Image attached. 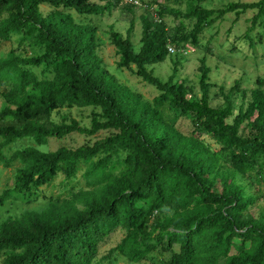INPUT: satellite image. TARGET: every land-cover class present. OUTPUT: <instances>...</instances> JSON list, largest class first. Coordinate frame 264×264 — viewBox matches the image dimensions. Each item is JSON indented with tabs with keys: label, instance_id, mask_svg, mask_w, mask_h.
Listing matches in <instances>:
<instances>
[{
	"label": "trees",
	"instance_id": "trees-1",
	"mask_svg": "<svg viewBox=\"0 0 264 264\" xmlns=\"http://www.w3.org/2000/svg\"><path fill=\"white\" fill-rule=\"evenodd\" d=\"M135 1L140 6L127 0H0V43L16 36L19 47L38 51L18 56L11 49L0 58L4 103L0 149L23 139L41 146L70 133H108L76 149L43 152L27 147L5 160V167L20 164L5 199L12 194L31 195L59 174L71 180L82 164L87 189L60 205L51 204L43 215H23L2 224L3 264H92L101 246L118 231L124 236L104 258L118 252L140 262L157 250L168 252L178 246L167 264H264V216L247 214L256 199L227 180L217 191L211 180L222 158L264 183V79H257L249 91L241 89L238 81L227 92L220 88L222 105L212 106L210 89L215 85L209 81L204 58L197 98L189 96L184 82L155 77L149 66L164 62L171 55L169 43L179 41L160 24L149 2ZM119 2L130 10H144L137 52L131 41L133 22L125 36L112 27L108 32L119 55L118 67L133 66L134 74L158 92L151 103L141 101L108 73L96 55L94 28L75 22L67 12L102 16ZM44 5L52 9L45 15ZM248 9L255 11L250 23L264 19V0L228 4L220 10L190 6L185 14L175 12L194 20L192 30L179 40L195 45L212 17ZM236 94L242 104L234 114ZM73 107L99 108L90 130L75 121L51 126L43 121L57 109ZM166 108L190 120V135L164 117ZM203 135L219 147L218 152H211L201 140ZM120 151L124 158L112 163ZM100 154L105 156L95 160Z\"/></svg>",
	"mask_w": 264,
	"mask_h": 264
},
{
	"label": "rangeland",
	"instance_id": "rangeland-1",
	"mask_svg": "<svg viewBox=\"0 0 264 264\" xmlns=\"http://www.w3.org/2000/svg\"><path fill=\"white\" fill-rule=\"evenodd\" d=\"M149 2L153 14L157 13L160 24L178 43L169 46L175 53L169 55L162 63L149 66L153 75L162 81L173 77L178 82H184L189 90V96L199 97L198 77L200 60L205 59L206 65L210 69L209 81L215 86L210 89L211 105H222V98L219 89L225 92L233 86L235 81L239 82L240 88L247 91L256 87L257 79H264V19L250 23L255 15L253 9L245 12L232 13L215 16L210 19L209 25L197 37L196 44L182 42L179 39L186 36L193 27L194 20L183 19L174 15L175 12L185 14L190 6L207 10H220L226 8L228 4H248L258 0H143ZM52 11L49 6H42L41 12L45 15ZM75 22L91 26L95 30L96 55L101 59L104 68L116 81L127 87L141 101L151 103L158 95L153 87L145 84L134 74V67L119 68V55L112 44L109 36V28L122 36L130 23L133 22L131 41L133 49L137 52L140 47L141 15L142 9L130 10L128 6L120 3L115 4L111 13L102 16L82 17L74 11H67ZM151 13V11L149 12ZM246 36V37H245ZM18 38L13 37L11 42L0 43V58H5L7 53L13 49L18 56H32L38 51L30 46L19 47ZM41 74V71H36ZM2 88H0V108L4 106L1 99ZM242 104L239 94L233 97L234 114ZM100 112L99 108H60L55 110L47 119L43 121L51 126L53 124H71L75 121L79 127L87 130L91 129L93 117ZM164 117L171 119L182 134L188 136L193 131L190 120L181 116L172 109L164 110ZM230 122V120H229ZM108 135L102 131L97 134L85 135L70 133L63 138H51L47 144L37 146L31 139H23L0 149V231L1 226L7 220H18L23 215H43L49 210L51 204L60 205L62 202L71 199L72 194L81 190H86L87 185L82 176L85 165L82 164L77 175L66 180L63 174H59L49 185L43 186L34 191L31 195L12 194L5 199L7 190L13 187L16 170L20 167L18 162H14L10 167H5L4 162L17 150L27 147H35L43 152L55 151L60 147L76 149L82 145H91L95 141L101 140ZM205 145L209 146L211 152H218L219 147L206 135L201 137ZM2 140L0 139V144ZM112 152V150L110 151ZM105 154H100L102 158ZM125 156L124 152H119L112 158V163L121 161ZM219 166L214 170L211 180L215 183L216 190L219 191L224 180L235 183L244 190L245 196L254 198L255 203L248 209L247 214L253 218L264 216V183L255 182L253 178L233 169L222 158L219 159ZM4 198V199H3ZM78 207H81L77 204ZM124 236L123 231L113 234L111 239L102 245L99 254L92 264H167L171 253L178 251V246H174L172 251L162 252L157 250L140 262H131L128 258L114 252L109 258H104L108 251L114 248ZM5 255L0 256V264H3ZM222 263V261H221Z\"/></svg>",
	"mask_w": 264,
	"mask_h": 264
},
{
	"label": "built area",
	"instance_id": "built-area-1",
	"mask_svg": "<svg viewBox=\"0 0 264 264\" xmlns=\"http://www.w3.org/2000/svg\"><path fill=\"white\" fill-rule=\"evenodd\" d=\"M127 2L131 3V4L135 5V6H140V4L137 1H135V0H127ZM167 50H168L169 54H172V53L175 52L174 49L171 48L170 46H168Z\"/></svg>",
	"mask_w": 264,
	"mask_h": 264
}]
</instances>
